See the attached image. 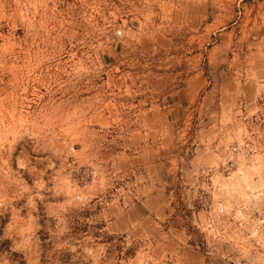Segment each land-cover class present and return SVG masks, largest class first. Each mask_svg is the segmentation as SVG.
<instances>
[{
    "label": "rangeland",
    "instance_id": "1",
    "mask_svg": "<svg viewBox=\"0 0 264 264\" xmlns=\"http://www.w3.org/2000/svg\"><path fill=\"white\" fill-rule=\"evenodd\" d=\"M0 264H264V0H0Z\"/></svg>",
    "mask_w": 264,
    "mask_h": 264
}]
</instances>
